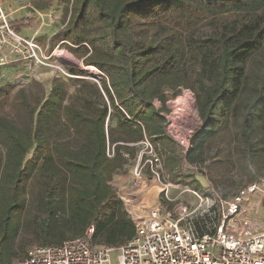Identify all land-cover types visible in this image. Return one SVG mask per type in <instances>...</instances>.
Instances as JSON below:
<instances>
[{
  "label": "trees",
  "instance_id": "16d2710c",
  "mask_svg": "<svg viewBox=\"0 0 264 264\" xmlns=\"http://www.w3.org/2000/svg\"><path fill=\"white\" fill-rule=\"evenodd\" d=\"M56 2L67 6L62 41L80 52L84 68L102 74L97 96L103 94L107 102L90 103L92 110L84 115L63 104L59 87L45 100L40 119L62 113L67 131L83 137L73 150L0 120V232L18 221L25 207L30 168L64 177L54 189L67 194L71 221L81 223L80 237L94 225V244L120 248L136 231L117 197L114 177L119 170L127 172L124 153L133 158L138 149L119 143L148 137L175 182L185 162L205 163L206 145L228 124L238 125L247 152H263L253 134L264 124V71L256 96L245 104L242 98L251 84L250 63L264 51V0H36L33 7L44 12ZM205 20L210 33L199 37L195 30ZM69 72L85 76L80 69ZM184 89L195 93L203 126L186 155L166 134L163 116L167 102ZM42 184L50 186L45 178Z\"/></svg>",
  "mask_w": 264,
  "mask_h": 264
},
{
  "label": "rangeland",
  "instance_id": "374dc122",
  "mask_svg": "<svg viewBox=\"0 0 264 264\" xmlns=\"http://www.w3.org/2000/svg\"><path fill=\"white\" fill-rule=\"evenodd\" d=\"M13 1L15 8L24 7L30 2V0ZM30 12V8H27L17 15L24 18L25 14ZM44 13L47 15L43 17L31 16L32 18L28 20L29 25L19 23L14 28L23 37L31 38L38 33L35 41L48 49L46 56L50 58L49 64L47 67L36 70H32L23 62L0 67V120H8L22 130H33L36 138L44 137L49 144H59L73 150L84 143L83 137L73 130L67 131L68 124L62 113L40 119L38 115L42 105L52 91L59 87L63 104H72L86 115L92 110L90 103L107 102L102 93L100 99L97 96V90L100 88L98 83L100 84L104 78H101L97 70L92 71L90 67L84 68L82 64L84 58L80 57V52L62 41L61 32L68 18L66 4L56 2L53 8ZM195 33L199 37L208 35L210 33L208 21L200 23ZM70 68L82 70L85 76L81 77L69 72ZM263 71L264 51L256 55L250 63L251 84L243 95V104L256 96L255 92L262 85ZM184 93L195 97L191 89H184L182 94H179L181 102L177 103L182 108L189 106L188 99L183 96ZM26 104L36 109L34 115L27 109ZM156 107L159 109L161 104L156 103ZM188 108L195 110L193 104H190ZM187 110L185 109L186 112ZM253 139L260 147H264V124L256 127ZM110 144L113 145V142ZM3 153L4 147L0 144V154ZM204 156L206 161L203 165H198V168L207 171L206 176L212 185L211 189L205 190L196 183L194 176L201 174L199 172L191 174V178L180 185V191L188 188L211 199L230 200L241 189L257 184L259 191L250 196V200L243 204V208L250 209L246 218L259 232H264V150L258 154L247 152L239 134V127L234 122L228 124L217 137L210 140L206 145ZM126 173L123 170L117 171L114 177L115 188L118 189L129 179L127 178L129 173L127 176ZM28 174L31 178L23 189L25 207L18 221L6 232H0V264L18 262L32 250L34 245L59 244L62 239L75 240L81 236L79 235L81 223L74 224L71 221L67 194L54 189V184L59 179L64 181V177L57 174L51 175L46 169L39 170V168H30ZM44 178L49 180L50 186L42 184ZM153 185L155 188L150 192L153 190L157 192L155 200L159 202L158 200L162 199L161 193L166 188L158 183ZM176 194L178 192H171L170 197L176 198ZM144 200L137 202L138 205L135 207L128 206V210L124 205V211L128 216L129 213L146 215L149 209L147 211ZM180 200L191 209L198 204V200L190 193L183 194ZM257 203L259 204L255 209L250 208ZM95 244L101 246L99 242ZM118 255L119 252L114 253L112 261H116Z\"/></svg>",
  "mask_w": 264,
  "mask_h": 264
},
{
  "label": "built area",
  "instance_id": "2783aa9c",
  "mask_svg": "<svg viewBox=\"0 0 264 264\" xmlns=\"http://www.w3.org/2000/svg\"><path fill=\"white\" fill-rule=\"evenodd\" d=\"M34 1L15 8L13 0H0V67L15 62H23L32 70L48 66V49L35 41L38 33L31 38L23 37L14 28L19 23L29 25L31 16L47 15L33 7ZM27 8L31 12L20 18L17 14ZM179 96L167 102V112L164 111L163 116L166 119V134L182 147L186 155L203 126L196 110V98L183 94L188 99L187 106L194 105L195 110H192L186 105L185 108L177 105ZM185 109H188L187 112ZM119 144L138 149L133 158L128 153L123 155L129 160L125 166L129 179L125 185L119 186L117 197L126 208L142 202L152 183L166 188L161 193L162 202L146 215L129 213L135 223L133 240L120 248L95 245V227L90 225L83 237L66 240L59 245H34L23 259L11 264H264V232H259L246 218L250 209L243 208L250 196L259 191L257 184L241 189L230 200L211 199L188 188L172 198L171 190L180 186L171 183L165 158L158 154L154 143L145 136L138 143ZM114 155L115 146L108 151L109 157ZM183 168L192 174L201 172L199 175L204 177L207 173L188 162ZM185 193L198 200L195 208L191 209L179 200ZM258 204L250 208L255 209ZM116 252L119 255L116 261H112Z\"/></svg>",
  "mask_w": 264,
  "mask_h": 264
},
{
  "label": "crops",
  "instance_id": "0c3cea01",
  "mask_svg": "<svg viewBox=\"0 0 264 264\" xmlns=\"http://www.w3.org/2000/svg\"><path fill=\"white\" fill-rule=\"evenodd\" d=\"M167 170L170 171V170L168 169V166H167ZM182 171H183V173L179 175V180H176V182L172 180V181H171V183L173 182L172 184L180 186V185L184 184L187 180H189V179L191 178V174H192V173H189L188 171H185L184 168H182ZM170 173H171V171H170ZM171 174H172V173H171ZM194 177H195V176H194ZM128 178H129V177H128ZM194 179H195V178H194ZM127 181H128V180H127ZM127 181H126L123 185H125V184L127 183ZM195 181H196V180H195ZM196 183H197V181H196ZM151 186H152V187L150 188L149 192H150L152 189L155 188V186L153 185V183H152ZM180 187H181V186H180ZM180 187L171 190V192H178V194H176L175 197H177V196L179 195ZM182 187H186V188H187L188 186H182ZM149 192L147 193L148 196L146 195L145 200H144V201H146V204H147V211H148V209L150 210V209H152V208L157 207V206L162 202V199L158 200L159 202H157V201L155 200V194H157V192H156L155 190H153L152 192H150V194H149ZM171 192H170V194H171ZM171 196H172V195H171ZM182 196H183V195H182ZM146 198H147V199H146ZM162 198H163V196H162ZM180 198H181V197H179V200H180ZM181 201H182V200H181ZM182 202H183V201H182ZM148 207H149V208H148Z\"/></svg>",
  "mask_w": 264,
  "mask_h": 264
},
{
  "label": "water",
  "instance_id": "95a60500",
  "mask_svg": "<svg viewBox=\"0 0 264 264\" xmlns=\"http://www.w3.org/2000/svg\"><path fill=\"white\" fill-rule=\"evenodd\" d=\"M194 178L197 181V183L201 185L205 190L211 189L212 185L206 176L204 177L202 175L196 174Z\"/></svg>",
  "mask_w": 264,
  "mask_h": 264
},
{
  "label": "bare ground",
  "instance_id": "6f19581e",
  "mask_svg": "<svg viewBox=\"0 0 264 264\" xmlns=\"http://www.w3.org/2000/svg\"><path fill=\"white\" fill-rule=\"evenodd\" d=\"M92 71H93V69L92 68H90Z\"/></svg>",
  "mask_w": 264,
  "mask_h": 264
}]
</instances>
